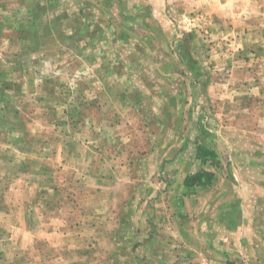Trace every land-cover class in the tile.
I'll return each mask as SVG.
<instances>
[{
    "label": "rangeland",
    "instance_id": "1",
    "mask_svg": "<svg viewBox=\"0 0 264 264\" xmlns=\"http://www.w3.org/2000/svg\"><path fill=\"white\" fill-rule=\"evenodd\" d=\"M233 251L264 264V0H0V264Z\"/></svg>",
    "mask_w": 264,
    "mask_h": 264
},
{
    "label": "trees",
    "instance_id": "2",
    "mask_svg": "<svg viewBox=\"0 0 264 264\" xmlns=\"http://www.w3.org/2000/svg\"><path fill=\"white\" fill-rule=\"evenodd\" d=\"M196 157L201 161V163L214 164L215 154L212 150L207 149L203 146H199L197 150ZM214 180V173L209 170L199 169L196 172L189 173L185 176L183 184L187 188L194 186L206 187L209 186Z\"/></svg>",
    "mask_w": 264,
    "mask_h": 264
},
{
    "label": "crops",
    "instance_id": "3",
    "mask_svg": "<svg viewBox=\"0 0 264 264\" xmlns=\"http://www.w3.org/2000/svg\"><path fill=\"white\" fill-rule=\"evenodd\" d=\"M219 7H221V5L219 4ZM225 9V7H224ZM226 11V10H225ZM235 16H232V20L236 21V17H238V15H241L239 10H235L234 11ZM224 15H228V13L226 12ZM233 256H228L223 258L226 262V264H238V262L240 264H258L260 261L256 260V259H252L249 255L242 253H238L237 251H233ZM232 257V258H231ZM200 264H216L214 262L213 259H209V258H204L203 261L200 262Z\"/></svg>",
    "mask_w": 264,
    "mask_h": 264
}]
</instances>
